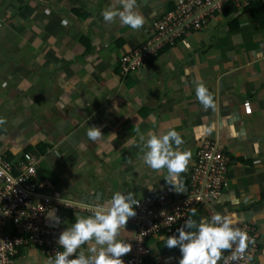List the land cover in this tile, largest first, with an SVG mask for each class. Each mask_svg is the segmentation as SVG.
<instances>
[{
  "label": "crops",
  "instance_id": "0c3cea01",
  "mask_svg": "<svg viewBox=\"0 0 264 264\" xmlns=\"http://www.w3.org/2000/svg\"><path fill=\"white\" fill-rule=\"evenodd\" d=\"M177 1L0 0V155L29 152L40 195L106 215L52 208L64 257L24 247L14 264H125L135 231L113 215L165 190L185 198L204 141L230 162L213 210L257 229L251 264H264V21L224 10L142 70L117 71ZM176 233L146 241L162 264H216L230 245L200 213Z\"/></svg>",
  "mask_w": 264,
  "mask_h": 264
},
{
  "label": "built area",
  "instance_id": "2783aa9c",
  "mask_svg": "<svg viewBox=\"0 0 264 264\" xmlns=\"http://www.w3.org/2000/svg\"><path fill=\"white\" fill-rule=\"evenodd\" d=\"M255 1L178 0L174 9L152 22L147 41L120 57L118 74L126 78L145 67L147 59L155 56L163 46L175 44L183 36L204 29L209 18L228 9L243 10ZM229 164L219 145L204 141L190 171L185 198L175 200L173 193L165 190L135 201L129 215H113L122 226L135 231L133 253L125 264H162L146 244L147 239L171 235L178 225H186L194 212H200L230 242L225 252L216 254L217 264H251L259 251L257 229L248 224L233 229L213 210V204L227 188ZM37 167L38 160L29 153H24L16 164L0 155V264H14L24 247L38 248L47 259L64 257L62 230L47 226L45 221L54 207L84 212L93 218V223L106 217L102 212L77 208L63 201L54 202L40 195Z\"/></svg>",
  "mask_w": 264,
  "mask_h": 264
},
{
  "label": "trees",
  "instance_id": "16d2710c",
  "mask_svg": "<svg viewBox=\"0 0 264 264\" xmlns=\"http://www.w3.org/2000/svg\"><path fill=\"white\" fill-rule=\"evenodd\" d=\"M244 11L250 13V14H251L252 16H254V17H258V19H259L261 22L264 21V3H263V0H257V1H255V2L250 3V5H249L247 8H245ZM180 39H181V38H180ZM180 39H178V40H180ZM147 40H148V35L146 36V39H145L143 42H145V41H147ZM178 40H177V41H178ZM177 41H175V44H172V45L170 44V45H165V46H163V48H161L160 50H158V52H157V54H156L155 56H150V57L147 59V62H150L151 59H154V58H156L157 56H159V55H160L162 52H164L166 49L175 46V45L177 44ZM143 42H142V43H143ZM25 153H29V152H25ZM29 154H30V153H29ZM196 213L198 214V213H200V212H196ZM196 213H195V212H194V213H191V215H192V214H196ZM181 226H185V225H178V227H176V228L173 230V232H172L171 235L166 236V237H169V239L171 240L170 242L173 243V240H176V239H174L175 236L177 235L176 231H177L178 229H180ZM259 247H260V242H259V246H258V248H259ZM227 249H228V248H227ZM216 264H217V263H216Z\"/></svg>",
  "mask_w": 264,
  "mask_h": 264
},
{
  "label": "clouds",
  "instance_id": "9594fccd",
  "mask_svg": "<svg viewBox=\"0 0 264 264\" xmlns=\"http://www.w3.org/2000/svg\"><path fill=\"white\" fill-rule=\"evenodd\" d=\"M249 5H250V4H249ZM249 5H248V6H249ZM248 6H247V7H248ZM174 7H175V6H174ZM174 7H173V9H174ZM247 7H246V8H247ZM224 9H225V8H224ZM244 9H245V8H244ZM244 9H243V10H238V11H235V12L244 11ZM171 10H172V9H171ZM169 11H170V10H169ZM167 12H168V11H167ZM199 31H201V30H199ZM199 31H193V32H199ZM193 32H191V33H193ZM189 34H190V33H189ZM187 35H188V34H187ZM185 36H186V35H185ZM183 37H184V36H183ZM183 37H182V38H183ZM139 45H140V44H139ZM136 47H137V46H136ZM133 49H134V48H133ZM133 49H132V50H133ZM130 51H131V50H130ZM128 52H129V51H128ZM125 53H126V52H125ZM119 59H120V58H119ZM117 62H118V61H117ZM147 63H148V62H147ZM146 65H147V64H146ZM143 68H144V67H143ZM143 68H141L140 70H142ZM117 71H118V70H117ZM138 71H139V70H138Z\"/></svg>",
  "mask_w": 264,
  "mask_h": 264
}]
</instances>
